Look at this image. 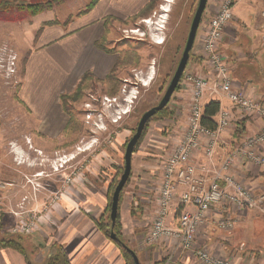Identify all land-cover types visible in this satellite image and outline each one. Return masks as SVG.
I'll list each match as a JSON object with an SVG mask.
<instances>
[{
  "label": "rangeland",
  "instance_id": "obj_1",
  "mask_svg": "<svg viewBox=\"0 0 264 264\" xmlns=\"http://www.w3.org/2000/svg\"><path fill=\"white\" fill-rule=\"evenodd\" d=\"M91 1L65 0L63 3L55 4L51 10L36 16L43 14L45 17L52 18V21L65 22L64 27L69 28L68 21L85 9ZM222 1L208 0L207 2L188 62L190 71L202 68L197 60V38L201 35L203 24L219 10ZM251 2L259 3L242 0L236 4L234 14L237 19L248 20L254 25L258 12ZM106 4V0H99L96 4L98 14L106 8ZM198 4L199 0H155L153 9L145 16H136L137 13L120 20L117 16H106L108 23L110 20H115L116 23L111 31L112 37L120 38L129 34L133 37H143L144 40L141 43L120 44L113 51L115 53L111 56L114 61L113 68L118 59L121 58L124 62L116 68L114 74L116 78L113 81L97 83L89 80L83 95L75 99L70 98L66 103L62 101L61 96L73 95L80 81L72 91L61 93L60 101L68 121L64 131L58 136L44 134L40 127L41 122L32 116L31 109L18 96L25 72L26 55L25 52H21V56L18 57L17 51L9 45L17 55V73L14 78H5L7 83L12 84L13 89L10 96L2 100L0 108V180L13 182L12 186L2 192L9 193L11 189L18 194L13 201L3 206V210H7L9 204L10 210L21 212L36 209L37 212H41L45 206L53 203L54 206H51L42 227L54 226L56 223L54 214L62 207L61 200L65 198V194L77 195L78 193L73 186L74 183L93 178L103 185L110 186L120 180L124 171L126 145L143 113L157 105L164 96L182 57ZM150 18L152 21L149 24L143 22L144 19ZM122 21H126L129 25L123 26ZM135 21L145 27H140L139 31L136 28L138 26L133 25ZM246 27L244 23L233 20L227 31L234 30L236 34L232 38L237 40L231 45L228 43V36H225L226 42L222 50L232 64L233 77L241 83H247L252 79L264 92V45L257 49L262 51L254 61L239 57L235 50L242 49L243 56L247 57V54L251 56L252 52L248 48L251 44L254 45L256 39H252L248 30L241 33L237 30L240 31ZM259 28L260 42L264 44L263 19H260ZM123 29L131 30L124 32ZM11 33L16 34L18 40L24 37L23 27L18 26ZM160 40H163V43H157ZM125 52L129 53L124 54ZM134 81L138 83H130ZM112 92L115 94H111ZM262 95L261 101L264 103V94ZM107 98L113 102L108 101ZM188 103L187 92L184 86L180 85L167 105L170 113H157L150 119L134 149L131 177L122 195L132 193L131 191L137 187V182L144 177V180H148L146 187L148 199L155 197L163 162L185 130L189 116ZM89 116L91 118H88ZM71 120H74L72 124ZM75 173L78 178L75 177L68 183V177ZM31 194L34 198L30 197ZM57 194H61L62 198L54 202ZM111 198L108 199L110 203ZM121 200L123 201V198ZM43 213L44 210L41 214ZM13 215L12 224L20 218L19 215ZM176 215H179V212ZM2 221L1 217L0 228L4 227H1ZM103 221L107 222V213ZM145 221L148 223L145 228L149 229L151 221L147 218ZM0 236L9 237L10 235L0 232ZM22 237L25 240L28 235H22ZM129 246L134 249L132 245ZM144 246L146 248L149 245L144 244Z\"/></svg>",
  "mask_w": 264,
  "mask_h": 264
},
{
  "label": "crops",
  "instance_id": "obj_2",
  "mask_svg": "<svg viewBox=\"0 0 264 264\" xmlns=\"http://www.w3.org/2000/svg\"><path fill=\"white\" fill-rule=\"evenodd\" d=\"M106 1V8L100 14L95 6L90 12L76 15L68 21L69 28H65V22L62 21L43 26L44 22L53 20L43 14L19 21L0 20V47L7 44L17 51L18 57L21 52L26 55L25 72L18 96L31 109L32 116L41 122L40 127L47 136L60 135L68 121L60 101L61 93L72 91L85 72L94 71L98 78L103 79L113 67L111 57L94 47L95 41L104 33L106 16L125 18L135 15L150 0ZM251 4L258 12L254 25L248 20L236 17L234 20L247 26L240 31L237 29L238 33L248 30L252 39L258 42L248 48L252 52L248 57L254 61L262 51L257 49L264 44L260 42L259 36L261 3ZM18 26L23 27L24 36L19 40L16 34L11 33ZM227 28L225 36H228V43L232 45L237 40L232 38L236 32L231 29L227 31ZM225 42L226 39L223 46ZM235 50L239 57L248 58L243 56L242 49ZM7 82L0 74V108L2 100L6 96L8 98L13 89L12 84ZM242 85L247 94L263 99V92L254 80L250 79ZM186 92L189 97V92ZM225 105L229 103L225 102ZM261 125L259 120L247 121L244 123V132L255 133ZM226 136L229 138V135ZM194 159L199 165L207 163L203 151L196 152ZM231 171L255 191L264 190V169L247 161H238ZM73 186L78 193L65 194L66 199L61 200L62 207L54 214L55 225L42 227L40 232L23 239V251L11 247L0 248V264H43L53 254L54 243L64 246L71 264H126L120 247L97 223L105 215L109 204V185L89 178ZM136 186L132 193L122 195L119 209L122 238L135 249L141 264H158L172 250L174 242L162 240L145 248L143 239L148 230L145 228L148 224L145 220L147 218L152 221L156 205L154 197L148 199V180L143 177ZM9 191L0 194L1 227L4 226L0 232L11 235L8 228L12 225L11 219L14 220L15 210H10L9 204L7 210H3V206L13 201L18 193L11 189ZM30 197L34 198V195ZM177 212L180 213V210L176 209L170 219H177ZM220 216L219 210H213L208 223L198 232L196 247L206 246L213 254L230 257L236 264H264V215L255 209L241 210L237 213L236 227L231 232L222 231L216 226ZM178 254L180 264H200L191 251H178Z\"/></svg>",
  "mask_w": 264,
  "mask_h": 264
},
{
  "label": "built area",
  "instance_id": "obj_3",
  "mask_svg": "<svg viewBox=\"0 0 264 264\" xmlns=\"http://www.w3.org/2000/svg\"><path fill=\"white\" fill-rule=\"evenodd\" d=\"M240 1L223 0L219 10L203 24L197 38L202 68L190 71L187 65L180 81L190 94L189 116L185 130L163 162L154 197L155 214L143 239L146 245L162 240L174 242L172 250L158 264H180L178 251L193 252L200 264H236L230 257L213 254L206 246L196 247L200 228L208 223L213 210L221 212L216 226L225 232L235 229L237 213L243 209L264 214V190L255 191L231 171L238 161L264 169V103L244 91L242 83L233 77L232 64L222 50L226 28L234 20V8ZM249 1L262 4L259 16L264 20V0ZM151 21L150 18L143 22ZM16 73L17 55L4 44L0 47V74L11 79ZM212 101L219 103V110L212 117L214 127L203 123L205 107ZM251 120H259L262 125L255 133H245L242 123ZM198 151H203L206 164L195 161ZM75 177L78 178L76 173L70 175L67 182ZM12 185L13 182L0 180V192ZM61 198L57 194L54 202ZM51 206L53 203L45 206L43 214V210L36 209L13 211L20 218L8 228L9 233L40 232ZM176 209L180 210L178 218L170 219Z\"/></svg>",
  "mask_w": 264,
  "mask_h": 264
},
{
  "label": "trees",
  "instance_id": "obj_4",
  "mask_svg": "<svg viewBox=\"0 0 264 264\" xmlns=\"http://www.w3.org/2000/svg\"><path fill=\"white\" fill-rule=\"evenodd\" d=\"M65 0H0V20L2 21H19L31 18L33 16L38 15L39 13H42L47 10H51L55 4L63 3ZM99 2V0H92L85 9L79 11L78 15H83L88 12H90L96 4ZM155 0H151L148 4L145 5L144 8H142L136 16H145L148 14L150 10L154 7ZM58 21H46L43 23V26L46 25H52L56 24ZM123 59H118L114 68L112 71L108 74L107 79L108 81H113L115 77V70L116 68L123 64ZM92 79V73L87 72L85 73L82 78L80 79V82L78 83L77 88L75 89V92L73 95H62L61 99L64 103H66L67 100L70 98L75 99L76 97L79 98L83 95L84 88L86 86L87 81ZM177 88H180V84ZM111 94H115V92H112ZM68 102V101H67ZM219 110V103L218 102H210L205 107V113L203 118V123L205 125H208L210 127H214L215 122L212 119V117L218 112ZM158 113H167L170 112L167 110V106L159 111ZM74 120H71L70 123L72 124ZM244 123H242L243 131ZM72 126V125H71ZM71 128V127H70ZM142 137V136H141ZM131 177V176H130ZM130 178L127 180L125 186L129 182ZM119 182V181H118ZM118 182H114V184H110L109 186V196L108 198H111L114 189ZM125 188V187H124ZM123 188V190H124ZM120 194V201H119V209L122 199V193ZM112 200V198H111ZM119 209H118V215L116 224L114 226V231L116 232L119 240H114L115 243L120 247L122 254L125 258L126 264H135V261L133 259L132 254L130 251L123 245L127 244V242L122 238L121 234V223H120V215H119ZM110 210H111V203L109 202L107 210L105 214L107 213V222L103 221V218L105 215H103L98 221V226L105 232L107 236L110 235V232L112 230V221L110 217ZM109 213V214H108ZM22 239V240H21ZM23 237L22 235H10L9 237L6 236H0V248L2 247H11L15 248L17 250L23 251V245H22ZM130 247V246H129ZM54 252L53 254L45 261L43 264H71L70 259L68 257V254L64 248L63 245L54 243L53 244Z\"/></svg>",
  "mask_w": 264,
  "mask_h": 264
},
{
  "label": "water",
  "instance_id": "obj_5",
  "mask_svg": "<svg viewBox=\"0 0 264 264\" xmlns=\"http://www.w3.org/2000/svg\"><path fill=\"white\" fill-rule=\"evenodd\" d=\"M207 2L208 0H199V4L198 7L195 11L192 23H191V27L188 33V37L186 40V44L183 50V54L182 57L178 63V66L175 70V73L171 79V82L164 94V96L162 97V99L160 100V102L151 107L150 109H148L147 111H145L143 113V115L140 118V121L138 123L136 132L131 136V138L129 139L127 145H126V150H125V156H124V171L121 175V178L118 182V184L116 185L113 195H112V202H111V210H110V217H111V221H112V230L110 232V237L113 240H119L116 232L114 231V226L116 224V220H117V215H118V209H119V201H120V194L123 190V188L125 187V184L127 182V180L130 178L131 176V172H132V158H133V154H134V149L137 145V143L139 142L141 136H142V132L145 128L146 123L159 111H161L162 109H164L168 103L171 100V97L173 95V93L175 92V90L177 89L178 85L180 84L181 78L183 76V73L188 65L189 59H190V54L191 51L194 47V43L196 40V36H197V32L199 29V26L201 24V20L203 17V13L205 11V8L207 6ZM123 245L130 251V253L133 256V259L135 261V264H141L140 263V259L138 257V254L136 253V251L134 249H132L131 247L127 246L126 244L123 243Z\"/></svg>",
  "mask_w": 264,
  "mask_h": 264
},
{
  "label": "flooded vegetation",
  "instance_id": "obj_6",
  "mask_svg": "<svg viewBox=\"0 0 264 264\" xmlns=\"http://www.w3.org/2000/svg\"><path fill=\"white\" fill-rule=\"evenodd\" d=\"M158 5V4H157ZM112 16H115V15H112ZM117 18V17H116ZM117 19H121V18H117ZM130 23V22H129ZM122 25L123 26H126V25H129L128 23H126V21L124 22V21H122ZM133 25H135V26H138V27H136L137 29H139V31H140V29L142 28V27H145V25H143V24H140L138 21H135V22H133ZM116 26V23H115V20H110V23H108V20H107V18L105 19V25H104V33L100 36V38L98 39V40H96L95 41V43H94V47H95V49L96 50H98V51H100L101 53H103V54H105V55H108L109 57H111L112 55H114L115 53H113V51H115V49H117V47L120 45V44H126L127 42H134V43H141L143 40H144V38L143 37H133V36H131V35H129V34H125L123 37H120V38H115V37H112L111 36V31H112V29H113V27H115ZM141 27V28H140ZM128 31H130L131 29H127ZM127 30H125V29H123V31L125 32V31H127ZM107 43V44H106ZM109 44H111L112 46H110ZM135 51H137V49H135ZM127 53H129V52H125L124 54H127ZM137 54V53H136ZM237 55H239V54H237ZM248 55L249 54H247V57H248ZM239 58V57H238ZM249 58V57H248ZM113 68V67H112ZM110 72H111V70H110ZM109 72V73H110ZM91 73H92V78L93 79H91V82H103V83H109V81L108 80H106L107 79V76H108V74L106 75V77L105 78H103V79H100V78H98L95 74H94V71H91ZM128 80L126 79V82H127ZM171 82V81H170ZM130 83H138V82H136V81H134V82H130ZM170 84V83H169ZM169 86V85H168ZM168 88V87H167ZM167 90V89H166ZM261 90V89H260ZM166 92V91H165ZM263 94H264V92H263ZM158 104V103H157ZM158 113V112H157ZM156 113V114H157ZM155 114V115H156ZM141 118V117H140ZM139 121H140V119H139ZM150 121V120H149ZM149 121L146 123V125H145V128H144V130L146 129V127H147V125H148V123H149ZM139 123V122H138ZM138 126V125H137ZM136 129H137V127H136ZM144 130H143V132H144ZM135 132H136V130H135ZM134 132V133H135ZM143 132H142V134H143ZM133 133V134H134Z\"/></svg>",
  "mask_w": 264,
  "mask_h": 264
},
{
  "label": "bare ground",
  "instance_id": "obj_7",
  "mask_svg": "<svg viewBox=\"0 0 264 264\" xmlns=\"http://www.w3.org/2000/svg\"><path fill=\"white\" fill-rule=\"evenodd\" d=\"M168 9H166V11H167ZM157 43H163V40H160V41H157Z\"/></svg>",
  "mask_w": 264,
  "mask_h": 264
}]
</instances>
